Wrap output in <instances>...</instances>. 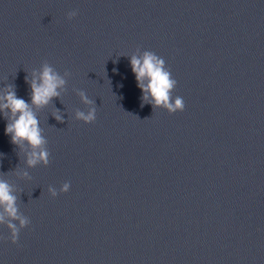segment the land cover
<instances>
[{
  "label": "water",
  "instance_id": "obj_1",
  "mask_svg": "<svg viewBox=\"0 0 264 264\" xmlns=\"http://www.w3.org/2000/svg\"><path fill=\"white\" fill-rule=\"evenodd\" d=\"M146 50L183 111L142 99L130 57ZM44 63L66 83L36 106ZM6 85L49 163H26L0 111V180L30 220L14 244L5 214L0 264H264V0H0Z\"/></svg>",
  "mask_w": 264,
  "mask_h": 264
},
{
  "label": "clouds",
  "instance_id": "obj_2",
  "mask_svg": "<svg viewBox=\"0 0 264 264\" xmlns=\"http://www.w3.org/2000/svg\"><path fill=\"white\" fill-rule=\"evenodd\" d=\"M76 15V10L67 13L69 19ZM130 64L132 72L135 73L137 85L144 93L142 97L144 101L152 103L154 108L163 107L169 113L184 110L183 98L178 95L174 98L172 96L177 81L171 77L169 71L165 70L164 60L159 55L146 50L142 56L132 55ZM113 71H116V69H113ZM69 74L68 72L65 73V75ZM145 80H147V83L144 82ZM28 83L31 88V104L43 106L48 104L53 97L60 95L57 89L62 87L66 81L50 64L44 63L39 79L37 80L34 76ZM78 94L85 104L93 103L84 91L81 90ZM149 96L152 98L150 101L148 100ZM0 111L5 112V117L9 121L6 124L5 133L10 135L11 143L20 147L24 142H27L30 146L31 151L27 154L26 163L30 167H35L40 163L48 165L49 152L42 147L46 140L41 134L39 120L31 110L29 101L17 96L14 86L6 85L4 94L0 96ZM9 112L11 115H8ZM76 116L85 123L94 122L96 109L93 107L87 112L78 111ZM56 119L59 121L63 118L56 114ZM69 189L70 182L65 181L59 192H67ZM48 191L53 197L58 195V190L51 185ZM15 201L16 197L12 195L10 186L5 181L0 180V208L3 209L0 212V223H5L6 214L9 218L6 226L10 230L7 239L14 244L18 241L20 229L25 228L30 223L28 217L18 212ZM15 222H18V224Z\"/></svg>",
  "mask_w": 264,
  "mask_h": 264
}]
</instances>
